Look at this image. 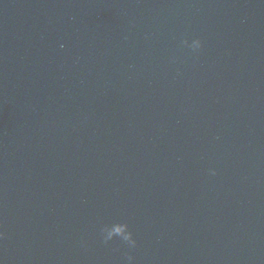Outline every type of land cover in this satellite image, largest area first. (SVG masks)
<instances>
[{"label": "water", "instance_id": "1", "mask_svg": "<svg viewBox=\"0 0 264 264\" xmlns=\"http://www.w3.org/2000/svg\"><path fill=\"white\" fill-rule=\"evenodd\" d=\"M129 255L264 264V0H0V264Z\"/></svg>", "mask_w": 264, "mask_h": 264}, {"label": "clouds", "instance_id": "2", "mask_svg": "<svg viewBox=\"0 0 264 264\" xmlns=\"http://www.w3.org/2000/svg\"><path fill=\"white\" fill-rule=\"evenodd\" d=\"M182 44L186 45L193 51L201 48V41L199 39H192L190 42L187 40L182 41ZM62 47V46H61ZM211 174L215 175V170H211ZM101 237L104 243H108L113 238H119L124 241L129 248L136 247V240L133 238L132 233L128 229L126 223H113L110 225H104L100 229ZM128 264H132L133 257H127Z\"/></svg>", "mask_w": 264, "mask_h": 264}]
</instances>
